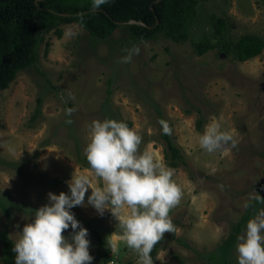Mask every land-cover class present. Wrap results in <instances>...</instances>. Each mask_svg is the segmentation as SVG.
Returning <instances> with one entry per match:
<instances>
[{"label": "rangeland", "instance_id": "obj_1", "mask_svg": "<svg viewBox=\"0 0 264 264\" xmlns=\"http://www.w3.org/2000/svg\"><path fill=\"white\" fill-rule=\"evenodd\" d=\"M200 12L193 39L181 43L164 37L134 43L121 28L108 39L96 40L76 23L62 25L61 38L54 30L46 34L45 41L51 44L48 54L44 42L39 62L21 71L9 88L0 90V198L14 209L7 220L0 207V232L8 227L15 243L23 227L34 220V209L49 203V192L70 195L67 182L74 172L87 171L93 187L101 185L90 168L78 162V155H85L92 122L108 119L101 110L104 104L119 113L120 121H132L129 127L142 136L141 152L147 150L168 166L164 146L158 141L160 119L152 105L156 103L190 169H174L183 195L170 212L175 231L160 241L154 264H202L195 252L175 237L202 252L227 237L250 206L264 176V51L239 62L217 48L198 55L194 45L209 30L205 18L212 14L228 18L233 36L247 32L264 36V0H205ZM135 48L139 54L122 62ZM38 108L39 117L32 123ZM67 118L71 131L64 124ZM201 119L202 128L198 129ZM213 121L233 134L236 147L229 142L208 153L199 146L205 126ZM54 132L62 144L41 146ZM55 178L62 181L57 187ZM91 191L82 206L71 209L88 229L90 254L95 257L98 242L86 221L101 229L106 241L117 244L108 264H139V254L121 239L111 211L100 215L88 203ZM72 233L71 227L64 232L70 242ZM1 249L0 240V257ZM174 252L186 262L172 258ZM233 260L238 264L237 248ZM92 264H103L101 257L94 258Z\"/></svg>", "mask_w": 264, "mask_h": 264}, {"label": "clouds", "instance_id": "obj_2", "mask_svg": "<svg viewBox=\"0 0 264 264\" xmlns=\"http://www.w3.org/2000/svg\"><path fill=\"white\" fill-rule=\"evenodd\" d=\"M105 0H94L95 6ZM139 49L130 50L122 62L131 61ZM164 132L171 133L166 122ZM231 142L233 134L222 130L219 122L205 126L199 146L213 153ZM142 136L127 123L115 119L95 120L90 128V142L85 155L91 172L101 181L93 187L87 171L73 173L68 181L70 195L49 192V203L35 210L34 220L27 223L12 249L15 264H92L87 228L81 226L71 211L82 206L91 188L88 203L100 215L110 210L121 229V239L139 254V264H154L151 253L166 233L175 231L171 210L180 202L183 192L174 179L175 170L144 150ZM253 199L264 204V196ZM19 227V225H17ZM71 227V242L64 232ZM79 229L78 231H76ZM238 264H264V208H260L238 236ZM112 253L117 244L107 238Z\"/></svg>", "mask_w": 264, "mask_h": 264}, {"label": "trees", "instance_id": "obj_3", "mask_svg": "<svg viewBox=\"0 0 264 264\" xmlns=\"http://www.w3.org/2000/svg\"><path fill=\"white\" fill-rule=\"evenodd\" d=\"M204 1L105 0L97 7L94 0H0V90L9 88L21 71L39 62L40 50L44 42L46 44L45 54H48L51 44L49 41H45L46 34L54 30L61 38L63 36L62 25L79 24L91 36L97 38L96 40L108 39L117 29L121 28L127 32L129 39L134 43L141 40H156L159 37L181 43L193 39L191 38L192 29L198 25L200 16H202L200 8ZM206 19L210 23L209 30L204 31L201 39L194 45V51L198 55H204L209 50L217 48L219 53L244 62L263 53L264 36L248 32L233 36L228 18L212 14L207 16L205 21ZM130 20H138L144 24L129 23ZM38 101L40 105L42 99ZM152 105L156 106L159 113L161 127L158 141L164 146L166 164L172 169L185 168L189 170L186 156L181 146L176 142L171 125L165 118L162 109L156 103H152ZM101 110L108 119L120 121L119 113L114 112L108 105L104 104ZM185 110L187 113H191L189 109ZM39 114L40 108L32 117V123L36 122ZM162 121L166 122L171 129L170 134L164 132ZM202 122L203 119L198 121V129L202 128ZM64 124L70 128L71 120L65 119ZM127 125L131 126L132 121L128 120ZM71 130L72 128H70ZM57 136L58 133L54 132L42 141L41 146L51 144L60 146L62 143ZM75 139L78 149L79 139L77 136ZM78 158V162L82 166L90 168L86 155L82 156L79 153ZM61 183L62 181L57 178L53 180L55 187ZM256 188L258 189L256 195L264 196V176ZM263 206L264 204L257 203L252 199L250 206L240 220L232 226L227 237L212 250L198 251L185 240L175 238L185 248L193 250L197 255L196 260L202 261V264H236L233 254L237 248V238L243 234L248 220ZM0 207L9 220L14 212L11 203L0 198ZM86 223L98 242L95 260L101 257L102 263L108 264L113 259L110 256L111 249L107 245L103 231L96 228L91 221H86ZM7 228L5 226L0 232L2 243L0 264H15V254L12 251L14 241L11 240ZM119 232L121 231L119 230ZM160 248L158 243L151 253L152 258L157 256ZM170 256L180 263L186 262L177 252L171 253Z\"/></svg>", "mask_w": 264, "mask_h": 264}, {"label": "water", "instance_id": "obj_4", "mask_svg": "<svg viewBox=\"0 0 264 264\" xmlns=\"http://www.w3.org/2000/svg\"><path fill=\"white\" fill-rule=\"evenodd\" d=\"M96 10V9H94ZM64 15H70L69 13H63ZM129 23H138V24H144L143 22L141 21H138V20H130Z\"/></svg>", "mask_w": 264, "mask_h": 264}]
</instances>
